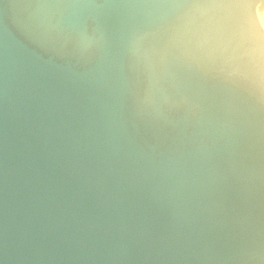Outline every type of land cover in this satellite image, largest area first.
<instances>
[{
    "label": "water",
    "instance_id": "95a60500",
    "mask_svg": "<svg viewBox=\"0 0 264 264\" xmlns=\"http://www.w3.org/2000/svg\"><path fill=\"white\" fill-rule=\"evenodd\" d=\"M262 0H0V264H264Z\"/></svg>",
    "mask_w": 264,
    "mask_h": 264
},
{
    "label": "trees",
    "instance_id": "16d2710c",
    "mask_svg": "<svg viewBox=\"0 0 264 264\" xmlns=\"http://www.w3.org/2000/svg\"><path fill=\"white\" fill-rule=\"evenodd\" d=\"M264 7V0L261 2V8Z\"/></svg>",
    "mask_w": 264,
    "mask_h": 264
},
{
    "label": "bare ground",
    "instance_id": "6f19581e",
    "mask_svg": "<svg viewBox=\"0 0 264 264\" xmlns=\"http://www.w3.org/2000/svg\"><path fill=\"white\" fill-rule=\"evenodd\" d=\"M262 21H263V27H264V18L262 19Z\"/></svg>",
    "mask_w": 264,
    "mask_h": 264
},
{
    "label": "flooded vegetation",
    "instance_id": "af4514ba",
    "mask_svg": "<svg viewBox=\"0 0 264 264\" xmlns=\"http://www.w3.org/2000/svg\"><path fill=\"white\" fill-rule=\"evenodd\" d=\"M264 7H262V9H263Z\"/></svg>",
    "mask_w": 264,
    "mask_h": 264
},
{
    "label": "rangeland",
    "instance_id": "374dc122",
    "mask_svg": "<svg viewBox=\"0 0 264 264\" xmlns=\"http://www.w3.org/2000/svg\"><path fill=\"white\" fill-rule=\"evenodd\" d=\"M261 8V7H260Z\"/></svg>",
    "mask_w": 264,
    "mask_h": 264
}]
</instances>
